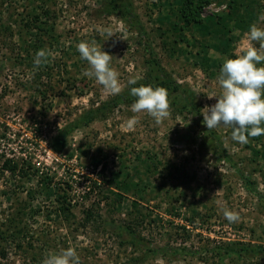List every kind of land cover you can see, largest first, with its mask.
Returning a JSON list of instances; mask_svg holds the SVG:
<instances>
[{"label":"rangeland","instance_id":"rangeland-1","mask_svg":"<svg viewBox=\"0 0 264 264\" xmlns=\"http://www.w3.org/2000/svg\"><path fill=\"white\" fill-rule=\"evenodd\" d=\"M121 1L128 7H121L128 10V21L113 12L111 0H4L0 19L13 33L0 34V264H42L68 247L77 250L81 264H264V159L254 154L262 142L249 138L239 144L227 127L207 130L201 114L217 102L208 96L219 94L216 77L227 56L242 54L250 43L259 46L246 33L253 23L264 27V0H242L250 5L240 7L239 17L249 25L232 28L230 36L215 38L196 26L184 29L185 39L174 44L173 53L171 34L164 39L158 27L165 28L169 18L179 21L172 14L179 0ZM229 1L213 0L200 15L213 22L222 17L231 27L237 13L229 10ZM45 9L49 19L40 20L51 30L37 39V31H26L22 24ZM218 38L217 48L209 45L205 53L202 43ZM81 41L113 56L123 93L129 79H140L146 71L143 62L150 50L179 87L175 94L189 98L197 115L170 106L168 118L157 125L146 113H133L132 103L122 102L74 129L61 152L52 150L59 129L118 95L85 74L89 65L76 50ZM38 50L47 59L34 66ZM204 55L210 57L208 68ZM134 116L138 123L130 129L126 122ZM201 130L209 145H221L219 153L202 144ZM147 153L157 168L145 180L142 170L152 161ZM5 159L18 162L29 175L1 170ZM100 162L105 163L102 172ZM118 170L134 183L138 170L142 183H151L138 205L142 221L131 204L136 199L131 190L120 201L107 191L114 189ZM43 173L53 177L47 196L37 180ZM58 186L68 193L66 218L54 209ZM225 208L239 219L229 223ZM87 209L92 216L85 220ZM115 225L123 226L122 235ZM127 225L159 250L137 261L141 250L122 240ZM240 242L258 250L246 258L223 253L225 245L233 249Z\"/></svg>","mask_w":264,"mask_h":264},{"label":"trees","instance_id":"trees-1","mask_svg":"<svg viewBox=\"0 0 264 264\" xmlns=\"http://www.w3.org/2000/svg\"><path fill=\"white\" fill-rule=\"evenodd\" d=\"M111 1L114 2L112 5L113 6L112 9H114L113 12H117L123 20L128 21L129 20L128 10L126 9L128 7L127 5H125V1H121V0H111ZM211 2H213V0H179L178 2L179 4L176 10L172 9V14H176L179 21L178 22L171 21L170 18L168 17L169 20L166 23L167 26L165 28H162L161 26L158 27L159 35L164 37V39L166 35L171 34L170 36H172L173 45H172V42H169L168 44H171V47L169 48H171L170 50L172 53L175 51V49H173L174 44H176L180 40L185 39L184 34H183L184 29H188L191 26L199 27L201 30L205 29L206 33H208L212 37L217 38L220 34H222L223 36H230L229 33L232 30V28L241 29L249 25L248 23L244 21V18L239 17L240 16L239 13H240V7L244 6L245 8L249 6L250 3L245 4V2H243L242 0H230L228 2L227 5L229 7V10H233L234 13H237L234 19L233 25L229 27L228 24L223 21L222 17L219 18L220 21L216 19L213 22L214 18L208 17L205 19L204 17L200 15L202 9L206 5L210 4ZM3 5H4V0H0V18L2 17ZM123 5H125L126 8L125 7L124 9L121 8ZM41 16H44L45 18L49 19V10L45 9L44 11H41L39 13H34L30 17H28L26 20H24L22 24V27L25 28L26 31H30L32 29L37 31V34H34L36 35L37 39L42 34V32L44 33V32H48L49 30H51V25H47L45 21L40 20ZM160 25H162V23ZM11 27L12 26L2 23V20H1L0 21V34L7 33L9 36L12 35L13 31ZM18 36L21 37L22 35L18 34ZM223 40H225V43L228 41L225 37L223 38ZM186 42L188 43L189 41L187 40ZM219 42H221V40L218 38V42L216 40L215 42H212L211 44L202 43L204 52L205 53L207 52L209 45L210 47L217 48V46L219 45ZM37 48L38 46L35 47V49ZM227 58H230V55H228ZM202 61L205 62V68H208V65H206V63L210 61V57L204 55L202 57ZM143 64L146 67V71L143 73L140 79H136L137 81L136 85H128L127 86L128 88L126 89L127 90L126 93L121 92L118 95H115L112 99H110L108 103L103 104L102 106H97L95 108L89 109L81 116H78L77 118H75L74 121H71L70 123L62 127L61 129H59L56 135L52 137V141L50 145L51 149L56 152H61L66 142L67 136L79 126L86 125L88 124L89 121L95 119L97 116L99 117L100 112L109 110L111 107L117 106L118 104L122 102L126 104L134 103L135 97L130 95L129 88L132 86H139L140 84H145V85L151 84L153 86L163 87L164 89L167 90L170 106H172L176 112H183V110L186 109L192 112L193 114L197 115V112H198L197 107L189 101V98H187L186 96H180L178 94H175V92L179 90V87L177 86V84H171L170 79L166 77L165 71L160 66L159 61L157 60L156 56H153L150 50L148 51V56L145 57ZM204 132H205L204 130L200 131V134L202 137V144L209 146L211 150L219 153L220 151L218 150V148H220L221 145L217 141L209 145L211 142L209 141V138L207 137V135H205ZM250 140H254V141L261 140L262 148L260 150L255 151L254 154L256 156L260 154L261 157L264 159V135L251 137ZM81 152L83 153V151ZM147 158L152 159V161L144 165V168L142 170L143 175L146 177L145 180H148L147 173H149L150 171H154L157 168L155 160L153 159L152 156H149L148 153H147ZM225 158L229 159L228 156L226 155H225ZM98 165H100L98 171L102 172L105 168V163L100 162L98 163ZM1 170H5L9 172L13 176L17 174H19V176L29 175L28 170L26 171L24 170L23 167H20L18 162L12 161L9 159H5L2 162ZM114 173H115V178L113 180L114 189L107 188V191L111 193L112 195H114V198L117 201H120L123 198V195H124L123 192L126 190L128 191L131 190L133 195L136 197V199L135 198L132 199L131 204L133 205V207L137 206V212L139 215L138 218H140L142 221L145 216L139 210L138 205L140 204V201L145 202L146 195H147L145 190H147L148 186L150 187L151 185L150 181L142 183L143 178L142 176L139 175L140 171L138 170H137V183H134L132 181L128 173L125 174V177L119 176L120 174L119 170L117 171V173L116 172ZM37 180L40 185L41 194L43 192L47 196L48 188L50 187V184L52 183L53 177L48 175V173L47 174L43 173L42 175L38 176ZM246 181L249 183L248 179H246ZM56 188L57 189L62 188V189H60L61 190L60 193H56L55 191L56 193L55 202H57V204L54 205L56 206L54 207V209L56 212L60 213L61 216H64L66 218L68 217V214L70 213L69 203L67 201L68 193L63 187L58 186ZM103 192L105 193L103 194L102 197L108 199L110 194L106 191H103ZM91 216H92L91 211L87 209L86 214H85V220H88ZM10 220L11 219H9V221ZM114 228H115L116 234L122 235L121 233L118 232V230L123 229V226L115 225ZM125 230L127 231L126 233L127 237L122 240L125 242L136 244L137 248L141 250L142 252L141 253L142 255H137V261L142 260L143 256L148 255V254H155L159 250V249H156V246L152 245L151 241H149V239H146L142 234L137 233L136 235L134 231L129 227V225L125 227ZM236 244H239V245L233 249L230 248L231 245H225V246H228V249L224 248L223 253L225 254L233 253V255L235 254L236 258H241V257L246 258L250 256L251 253H255L258 250L257 246H251V245L245 246L241 242L236 243ZM1 254L3 255V253Z\"/></svg>","mask_w":264,"mask_h":264},{"label":"clouds","instance_id":"clouds-1","mask_svg":"<svg viewBox=\"0 0 264 264\" xmlns=\"http://www.w3.org/2000/svg\"><path fill=\"white\" fill-rule=\"evenodd\" d=\"M108 35L111 36V33ZM246 36L259 46L250 43L242 54L223 61L216 77L219 94L208 96L216 97L217 102L201 112L202 123L207 130L230 128L231 140L239 144H247L249 138L264 135V27L253 23ZM76 50L89 65L86 75L94 77L110 94H119L123 90L119 73L111 63L112 55L87 41L79 42ZM46 59L47 53L38 50L33 60L34 66L41 65ZM127 84L136 85L137 81L129 79ZM129 93L135 97L130 106L133 113H146L157 125L168 118L170 102L163 87L140 84L130 87ZM137 123L134 116L127 120L126 126L131 129ZM223 216L229 223L239 219L237 212L227 208L223 210ZM42 264H81V258L75 248L68 247L49 254Z\"/></svg>","mask_w":264,"mask_h":264}]
</instances>
